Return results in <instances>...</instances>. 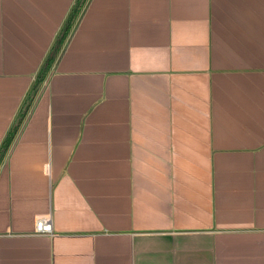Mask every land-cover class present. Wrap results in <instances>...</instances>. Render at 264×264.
<instances>
[{"label":"crops","instance_id":"1","mask_svg":"<svg viewBox=\"0 0 264 264\" xmlns=\"http://www.w3.org/2000/svg\"><path fill=\"white\" fill-rule=\"evenodd\" d=\"M0 264H264V0H0Z\"/></svg>","mask_w":264,"mask_h":264},{"label":"built area","instance_id":"2","mask_svg":"<svg viewBox=\"0 0 264 264\" xmlns=\"http://www.w3.org/2000/svg\"><path fill=\"white\" fill-rule=\"evenodd\" d=\"M35 232L39 235L53 236V228L49 216H41L37 219Z\"/></svg>","mask_w":264,"mask_h":264},{"label":"trees","instance_id":"3","mask_svg":"<svg viewBox=\"0 0 264 264\" xmlns=\"http://www.w3.org/2000/svg\"><path fill=\"white\" fill-rule=\"evenodd\" d=\"M76 13H77V8L75 9V11H74L73 14L76 15ZM74 15H73V16H74ZM71 18H73V17H71ZM68 29H69V26H67V28H66V32L68 31ZM66 32H65V33H66ZM64 37H65V34L62 36L61 41L64 39ZM52 61H53V58H52V57L49 58V60L47 61V66H48L49 64H51ZM47 66H46L45 68H47ZM45 73H46V69L43 70V71H41V72L39 73V75H38V82H40V81H42V80L44 79Z\"/></svg>","mask_w":264,"mask_h":264}]
</instances>
